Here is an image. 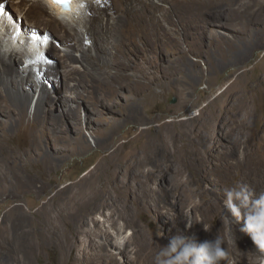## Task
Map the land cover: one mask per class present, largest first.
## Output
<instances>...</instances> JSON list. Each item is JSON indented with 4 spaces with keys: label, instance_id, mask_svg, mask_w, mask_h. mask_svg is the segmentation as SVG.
<instances>
[{
    "label": "rangeland",
    "instance_id": "obj_1",
    "mask_svg": "<svg viewBox=\"0 0 264 264\" xmlns=\"http://www.w3.org/2000/svg\"><path fill=\"white\" fill-rule=\"evenodd\" d=\"M206 2L193 0L190 5L188 0H176L175 21L166 24L156 42L159 51L151 48L154 41L138 42L140 57H134L132 63L129 61L134 66L131 76L119 80L116 95L103 98L105 87L98 82L97 74L89 78L92 85L81 84L77 89L65 87L62 72L53 79L48 73L36 71L33 79L46 83L48 102L42 106L41 121L32 137L40 138L50 158L40 162V154L27 149L31 138L26 122L31 113L21 126L0 138V169L6 176V182L0 181V264H97L95 250L100 239L93 238V234L105 230L118 243L128 237L130 240L128 252L116 246L108 247L107 264H133L136 249L144 248V240H136L139 232L155 239L159 246L169 243L177 231L174 210L157 211L155 205L163 203L173 209L175 184L171 171L166 179L159 177V172L186 165L185 156L183 161L178 158L182 155L179 153L187 152L186 140L181 137L191 120L186 119L215 117L240 90L248 96L249 86L261 85L264 80L261 0ZM160 3L162 9H168L166 1ZM182 13L185 17L177 20ZM12 14L16 13L11 7L6 9V15L14 20ZM25 22H20L18 28H29ZM48 33L53 46L61 47L59 35L51 28ZM55 52L46 59L56 70H61L57 63L61 64L63 50ZM240 54L246 58L235 64L233 60ZM183 58L191 64L186 65ZM13 61L20 71L23 65L26 68L24 59L23 62L15 56ZM174 66L176 73L168 80L166 72ZM96 69L94 65L92 71ZM139 71L145 76L142 78L145 87L135 85L140 92L137 94L132 79ZM193 76L198 80L194 81ZM232 82L233 86L227 89ZM147 88L159 93L158 97H149ZM30 91L34 98L28 113L33 111L40 93L36 85ZM76 91H82V99L76 98ZM69 95L74 96L68 104L72 103L76 119L68 117L69 107L63 104ZM254 110L251 131L264 126V89ZM214 136L220 144H225L218 134ZM133 148L140 155L136 162L140 166L135 164L131 172L123 159ZM4 153L20 154L9 160ZM225 157L222 149L211 156L203 177L207 184L216 181L220 191L225 186L220 181ZM183 175L193 176L189 170H184ZM186 186L189 188L187 183ZM14 229L26 232L28 242L13 241ZM24 243L31 247L27 258L12 250L26 246ZM7 253L12 257L6 256Z\"/></svg>",
    "mask_w": 264,
    "mask_h": 264
},
{
    "label": "bare ground",
    "instance_id": "obj_2",
    "mask_svg": "<svg viewBox=\"0 0 264 264\" xmlns=\"http://www.w3.org/2000/svg\"><path fill=\"white\" fill-rule=\"evenodd\" d=\"M163 1L169 4L168 9H162L160 0H73L70 10L60 11L50 0H0V7L3 9L0 14V138L14 127L21 126L28 114L31 113L30 119L26 122L31 138L27 149L29 152L35 153L36 151L40 154V159L37 158L40 162L45 163L50 156L41 144L40 138L33 140V137L37 124L41 121L42 106L48 102V93H46V83L37 82L36 78L33 79L36 71H42L45 75L48 73L53 76V79L62 72L65 87L70 86L77 89L81 84L92 85L89 78L91 75L97 74V77L100 78L98 82L105 87L103 98L116 95L115 86L119 80L122 77L131 76L130 72L134 66L130 62H133L134 57H140L137 51L138 42L146 44L154 41V46L151 48L159 51L160 47L156 42L160 39L164 27L175 21L173 15L176 16V9H174L176 0ZM192 1L188 0V3L190 2L191 5ZM204 2L207 3L206 0ZM260 5L261 21L264 22V0H261ZM10 7L16 13L12 14L14 20L9 19L6 15V9ZM184 17L183 13L182 16L178 14L177 20H182ZM23 20L26 21L29 28H18ZM215 26H220V24H215ZM50 28L59 35V40L62 42L61 47L57 46L58 50H63V53L60 54L61 64L57 63L61 70H56V67L48 64L47 59L42 58L52 57V53L57 51L46 35H49L48 29ZM262 40H256V43H261ZM39 41L47 43L48 48ZM230 45H234V43L230 42ZM77 52L80 54L77 55ZM15 56H18L22 61L25 60L26 68L23 65L21 71L17 69V65L13 61ZM245 58L244 54H240L234 58L233 62L238 64ZM77 62L80 65H77ZM183 62L186 65L191 64L184 58ZM94 65L98 67L96 71H92ZM175 68L174 66L170 71H167L165 78L169 80L176 73ZM139 72V74L135 73L136 78L132 79L133 89L137 94L140 92L135 89V85L145 87V81L142 79L145 76L142 71ZM194 78L195 76L192 79ZM197 80L195 78L194 81ZM35 85L39 88L40 93L32 107L33 111L28 113L27 108L32 105L34 98L32 95L30 96V90ZM232 86L233 82L226 88ZM263 89L264 80L261 81V85L256 83L250 85L251 94L248 96L240 90L238 96L232 97L215 117L189 116L186 119L191 118L189 127L187 131L181 133L182 139L186 140L187 149L185 151L187 152L179 153L182 155L178 156L181 161L184 156L186 157V160L184 159L186 165H177L173 170L167 167L159 172V177L164 179L168 172H172L175 184V201L173 209L167 207L166 204H156L155 202L157 211H161L162 208L167 209L166 213L169 210H174L176 233L189 236L190 239L213 240L217 234L220 235L224 240L221 247H225L228 252L226 261H221V264H254V261L259 258L250 237L240 231L243 220L234 223L227 209L223 207V202L226 198L225 189L231 186L246 184L257 192L264 190V126L257 131H251L255 103L259 100ZM146 91L149 97H158L159 95L149 88ZM76 92L78 93L76 98L82 99V91ZM73 97L72 95L67 96V100L63 101V104L69 107L68 117L76 119L72 103L68 104ZM232 115H236V118L232 119ZM9 122L11 126L7 125ZM57 122L60 123V121ZM214 134H218L225 144L222 145L216 141L215 136L213 137ZM27 149L24 148V151ZM219 149L224 150L226 155L225 167L220 174V181L225 185L222 187L224 191H220L216 181L211 180L207 184L203 178L207 171L205 164ZM12 154H5V158L15 159L20 153ZM139 156L137 150L133 148L123 159L131 172L140 159ZM136 166L139 167L140 164L137 163ZM184 170L191 171L193 176L185 178ZM0 181L6 182V176L1 172V169ZM9 184L11 185V183ZM15 208L17 210L18 207ZM187 221L192 224L191 227L187 226ZM11 227L15 228L14 224ZM12 234V239L15 242H28L29 237L26 232L21 230L18 232L14 229ZM93 236V238L100 239L95 250L97 264H107L109 246H116L125 252L129 251V237L123 243H118L108 230L94 233ZM140 238L144 240V248L143 250L136 249L137 253L133 257V264H145V260L146 264H152L153 257L160 246L155 239L139 232L136 240ZM24 245L26 244L24 243ZM29 248H31L29 245H21L12 250L20 251L21 256L27 258L26 253ZM8 254L5 255L8 256ZM122 262L125 260L123 259Z\"/></svg>",
    "mask_w": 264,
    "mask_h": 264
},
{
    "label": "clouds",
    "instance_id": "obj_3",
    "mask_svg": "<svg viewBox=\"0 0 264 264\" xmlns=\"http://www.w3.org/2000/svg\"><path fill=\"white\" fill-rule=\"evenodd\" d=\"M225 197L223 207L234 223L243 220L240 231L247 234L255 246L259 258L254 264H264V190L257 192L246 184H239L225 189ZM191 225L187 221V226ZM222 243L224 240L218 234L213 240L196 242L177 232L167 245L159 247L152 264H221L228 257Z\"/></svg>",
    "mask_w": 264,
    "mask_h": 264
},
{
    "label": "snow or ice",
    "instance_id": "obj_4",
    "mask_svg": "<svg viewBox=\"0 0 264 264\" xmlns=\"http://www.w3.org/2000/svg\"><path fill=\"white\" fill-rule=\"evenodd\" d=\"M54 3H58V4H68L69 0H53ZM2 7H0V14H2ZM43 59H46V57H42Z\"/></svg>",
    "mask_w": 264,
    "mask_h": 264
},
{
    "label": "water",
    "instance_id": "obj_5",
    "mask_svg": "<svg viewBox=\"0 0 264 264\" xmlns=\"http://www.w3.org/2000/svg\"><path fill=\"white\" fill-rule=\"evenodd\" d=\"M175 101V99H172V102H174Z\"/></svg>",
    "mask_w": 264,
    "mask_h": 264
}]
</instances>
